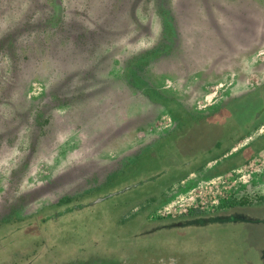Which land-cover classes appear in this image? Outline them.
Listing matches in <instances>:
<instances>
[{
	"label": "rangeland",
	"instance_id": "rangeland-1",
	"mask_svg": "<svg viewBox=\"0 0 264 264\" xmlns=\"http://www.w3.org/2000/svg\"><path fill=\"white\" fill-rule=\"evenodd\" d=\"M149 53L155 55L150 65L127 72ZM263 85L264 0H0V220L17 211L23 229L36 237L58 234L49 239L106 236L104 229L131 215L134 200H160L170 182L138 172L150 168L141 165L112 172L122 164L133 170L129 159L174 128L147 89L201 117ZM263 136L264 125L214 160L196 151L172 158L169 167L180 170L187 162L190 176L176 177L183 182L167 192L171 202L152 214L150 225L137 221L114 231L113 248L122 241L130 249L140 229L161 221L175 231L169 240L165 233L148 236L140 257L159 254L158 242L175 264H264V143L245 151ZM191 183L196 190L186 193ZM74 196L85 197L76 211L75 205L50 209ZM241 202L248 207L244 221L233 215L240 224L233 223L228 210ZM44 209L52 211L40 215ZM45 216L52 220L43 223ZM207 227L213 235L238 234L246 249L235 245L234 254L231 244L225 250L217 241L207 254L170 252L174 239L193 238ZM18 229H3L0 241L21 236L22 230L11 234ZM110 240L88 252L72 240L43 259L123 264L114 263L121 251L115 260L108 257Z\"/></svg>",
	"mask_w": 264,
	"mask_h": 264
},
{
	"label": "trees",
	"instance_id": "trees-1",
	"mask_svg": "<svg viewBox=\"0 0 264 264\" xmlns=\"http://www.w3.org/2000/svg\"><path fill=\"white\" fill-rule=\"evenodd\" d=\"M165 28L166 31L172 28H170V22H168L167 18L165 21ZM154 58L155 55L153 53H149L143 56L138 62L131 65V67L127 69V72L130 74L134 68H141L150 65L153 62ZM146 92L148 93L147 96L154 103L166 108L171 118L173 119V122L182 124L179 127L181 130L180 134L177 131L176 133L171 134V136H178L182 138H180V140H173L168 142V150H165L163 147H159L152 152L149 150L148 153H141L140 155H138L136 160L133 161L134 163L130 165V167H132L133 169H135V166L141 165L150 167L148 170H156L159 168V170H165L166 166L169 167L171 165L175 156L189 155L195 151L197 152L199 157L206 159H210L211 157V159L214 160L216 159V157L214 156L215 153H219L220 155L226 154L236 144L241 143L246 137H248L264 125V85L258 90L236 99L231 104L218 108L211 115L201 117H197L189 113L181 102L166 97L153 88L147 89ZM182 132H184V134ZM263 143L264 136L261 139L257 140L254 144H252L251 147H249L245 151L256 148L258 145H261ZM245 151H243L238 156L243 155ZM181 165L182 166L179 169L190 170L192 168L187 162H182ZM127 166L122 165V168H128ZM169 168L171 169V167ZM148 174L152 175V172ZM159 178L162 179V183H167L170 180L168 179L166 182H164L165 178L161 176V174L159 175ZM84 198L85 197L83 196H74L72 199L68 200V204L63 206L57 205L54 207H50V209H59L60 212L61 208H64L66 206H73L76 202L84 200ZM47 211L52 210L44 209L40 212V215L45 214V212ZM36 217L37 215L29 217L28 220L33 219L35 222ZM200 218L202 217H199V219ZM41 219L43 220V223H48L52 220L50 219V216H45ZM24 220L25 219L21 220L19 218L17 211L11 212L8 216H5L0 220V232L5 228H19L18 231H12L11 234L15 232L20 233V231L22 230V235L16 237L9 243H7V240L9 239H7L6 236V238L1 239L0 264H58L55 262L48 263L49 261L47 262V260L43 258H49L53 256L52 253L58 254V252L66 242L71 244L72 240L74 241L76 239H79V242H76V245L77 243L82 244L79 245V250H81V252L86 251L91 246L98 248L101 245L103 239L118 241L119 238H115L114 235L116 234V232L120 231L119 229H123L126 226H116L112 224V228L108 227V229H104L106 231L108 230L106 236H101V238L97 240H88L87 237L76 238L69 236L49 239L50 235L58 236V234L52 233L48 236V238H46L45 236L36 237L34 234V230L28 231L26 230L27 228L23 229ZM172 226L173 224L162 223L153 227L148 226V228H144L145 231H142L143 229H140L138 236H140L141 238H136L135 240H133V246H131L130 249H127L126 246H123L122 241L120 242L121 247H119V249H115L113 248V246L117 245V241L110 240L108 242L111 244L114 253L112 254V256L108 257H110V259L111 257L114 259L118 255V252L121 251L122 254L120 253V256L122 255V259L116 258V260L114 259L116 261L114 263L122 262L124 258H126L127 253L133 251V248L147 244L149 242L147 241V237L150 235L159 236L161 238L163 237V233H165V239L169 240L171 237V233L175 231ZM114 231H116L115 234ZM199 233L200 234H197V236L193 238H187L186 235H182L179 238L174 239V243H170L168 247H172L170 249L171 251H187L188 255H192V251L195 252L197 250H201L200 252H205V254H207V252H211V240L213 238L211 236V230H209V228L207 227V229L205 230H199ZM215 236L218 242L227 243L226 237L223 234H217ZM83 240L84 242L82 243ZM156 245L160 248H163V246L158 242L156 243ZM86 247L87 249H85ZM223 248H225L226 250V246H223ZM56 259H59L57 255Z\"/></svg>",
	"mask_w": 264,
	"mask_h": 264
},
{
	"label": "flooded vegetation",
	"instance_id": "flooded-vegetation-1",
	"mask_svg": "<svg viewBox=\"0 0 264 264\" xmlns=\"http://www.w3.org/2000/svg\"><path fill=\"white\" fill-rule=\"evenodd\" d=\"M174 124V128L170 131H168L166 134H164L163 136H161L158 140L152 142L149 146H147V148H142V150H138V153H135V155L130 158L129 160L130 161H134L136 160V158L138 157V155H140L141 153H144V152H148L149 150L152 152L153 150L159 148V147H163L165 150H168V142L170 141H173V140H180V138L182 137H178V136H171V134H174L176 133V131L180 134L181 133V130H180V126L182 124L180 123H175L173 122ZM184 134V132H182ZM197 148V147H196ZM125 161V159H124ZM124 165V164H122ZM135 171V169L133 170H129L127 168H117L115 170H113L112 172H133ZM138 172H147V173H150V172H156L155 174L156 175H160L163 176L165 179H164V182H166L168 179H170L168 182L169 184L166 186L165 188V191H164V194L162 195V197H160V200H155V199H149V198H145V196L139 198V199H136L134 200L130 206H129V209H131L130 211H128V214H131L130 216H124L123 218H121V221H120V225H125V224H130V223H134V222H140V223H144V224H147V225H150V222L152 221V214L153 213H157L159 212L162 208H165L166 205L169 204V202H171V198L168 197L167 195V192L171 191L174 189V187L176 186V184L180 183V182H183L181 180H178V178L176 177H180L183 175L184 173V176H187L191 174L190 170H183V169H166V170H145V169H140L138 170ZM193 172V171H192ZM182 173V174H181ZM195 173L197 174H200L199 171H196ZM181 174V175H180ZM211 175V170H210V173ZM208 175V174H207ZM200 177H205V175H199ZM192 177V176H191ZM190 177V178H191ZM208 181H210L211 179L208 178L207 179ZM201 182H205V180H202ZM262 186L264 187V177L261 179V183ZM100 189H103V186L100 188ZM196 190V187H195V184L191 183L189 184L186 188H185V191L186 193H191L193 191ZM151 192H149L148 195H150ZM162 198V199H161ZM100 203H104V197L101 199ZM248 209L247 205H244L241 203L237 204L236 206L232 207L231 209L228 210V212L230 214H232V217H230L229 219L230 220H234L233 223H239L240 224V221H244V219L242 218V215L245 213V211ZM139 211V212H138ZM136 212H138L136 214ZM134 214V215H133ZM136 214V215H135ZM233 215H238L240 216V221L237 222L236 221V217H234ZM252 219H254L252 217ZM255 222L257 225H260L262 223V218H258L256 217L255 218ZM158 224H160L161 221H157ZM230 225H234L235 227H238L237 224H231ZM241 228V227H240ZM211 236L213 237L212 238V243H211V246H213L217 240H216V236L211 234ZM224 236L228 237L226 238V241L227 243H224L223 246H226L228 247L229 244L232 245V247H229L230 249L233 248L235 245L238 246V247H241L242 245L245 246V249H246V245H247V241L246 239H238L237 236L238 234H235V233H230L229 235L228 234H224ZM260 241V240H259ZM263 241V240H262ZM148 244V243H147ZM140 245V246H137L135 248H133V251H131L129 254H127L126 258H124V260L122 261L123 264L125 263H130V264H175L174 262V259L172 256L170 259H166L164 258V248H156L157 249V253L159 254H152V255H147L145 257H140L137 252L138 251H141V249H147L146 248V245ZM234 250H237V249H231V251L236 254V252ZM142 252V251H141ZM139 252V253H141ZM171 253H176L175 255H180V256H184V255H188L187 253H182V252H185V251H171ZM194 252V251H192ZM170 253V254H171ZM233 253H229L231 256H236L234 255ZM137 254V255H136ZM214 253L211 254V256H213ZM217 255L213 256V257H216ZM143 258V259H142ZM151 258V259H150ZM212 260H216V259H213Z\"/></svg>",
	"mask_w": 264,
	"mask_h": 264
},
{
	"label": "water",
	"instance_id": "water-1",
	"mask_svg": "<svg viewBox=\"0 0 264 264\" xmlns=\"http://www.w3.org/2000/svg\"><path fill=\"white\" fill-rule=\"evenodd\" d=\"M236 154H237V153H236ZM236 154L231 155L230 158L234 157Z\"/></svg>",
	"mask_w": 264,
	"mask_h": 264
}]
</instances>
